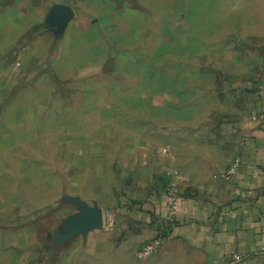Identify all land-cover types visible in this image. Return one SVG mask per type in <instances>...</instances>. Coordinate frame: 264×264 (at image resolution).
<instances>
[{
    "label": "rangeland",
    "instance_id": "1",
    "mask_svg": "<svg viewBox=\"0 0 264 264\" xmlns=\"http://www.w3.org/2000/svg\"><path fill=\"white\" fill-rule=\"evenodd\" d=\"M94 8L96 19L81 34L58 28L60 71L9 88L10 97L34 91L28 96L38 98L46 122L0 119L9 128L0 131V221L14 216L46 232L53 206L87 197L103 178L121 185V161L152 125L166 129L173 115L176 123L212 124L209 95H230L232 83L254 78L262 66L264 40L254 35L249 0H100ZM38 77L42 83L34 84ZM77 248L48 247L40 264H175L173 253L188 252L168 245L141 258L140 247L126 244L94 256Z\"/></svg>",
    "mask_w": 264,
    "mask_h": 264
},
{
    "label": "crops",
    "instance_id": "2",
    "mask_svg": "<svg viewBox=\"0 0 264 264\" xmlns=\"http://www.w3.org/2000/svg\"><path fill=\"white\" fill-rule=\"evenodd\" d=\"M98 1L0 0L4 124L18 123L21 116L29 125L38 116L45 124L44 109L36 107L38 98L28 96L34 91L10 97L9 88L31 83L43 70L53 74L64 66V32L56 39L57 6L72 8L62 30L81 34L89 20L96 19ZM249 3L255 5L258 21L254 35L264 40V0ZM253 77L232 83L230 95L225 96L223 89L209 95L204 109L206 116H212L210 125L190 126L186 117L176 123L174 115L166 129L152 125L151 134L121 161V185L103 178L87 197L53 206L50 218L43 219L50 221L46 232L44 225L33 221L15 223V217L8 215L1 219L0 264L44 263L48 247L62 252L80 247L93 256L101 247L117 249L125 244L136 251L156 237L161 226L167 237L161 248L181 245L188 251L173 253L175 264H192L190 256L200 264H264V59ZM33 83L42 81L38 77ZM8 130L0 126V131ZM165 140L166 155L161 152ZM234 163L235 172L224 176ZM170 191L172 203H168ZM80 202L99 209L101 224L71 232L66 220L79 212Z\"/></svg>",
    "mask_w": 264,
    "mask_h": 264
},
{
    "label": "water",
    "instance_id": "3",
    "mask_svg": "<svg viewBox=\"0 0 264 264\" xmlns=\"http://www.w3.org/2000/svg\"><path fill=\"white\" fill-rule=\"evenodd\" d=\"M56 11L59 18L58 27L61 28L70 17L71 9L62 4L57 6ZM66 222L71 227V232L93 229L101 224V212L95 207L92 208L80 202L79 212L68 217Z\"/></svg>",
    "mask_w": 264,
    "mask_h": 264
},
{
    "label": "built area",
    "instance_id": "4",
    "mask_svg": "<svg viewBox=\"0 0 264 264\" xmlns=\"http://www.w3.org/2000/svg\"><path fill=\"white\" fill-rule=\"evenodd\" d=\"M163 154H168V150L167 148H163L162 151H161ZM236 167H237V164L234 163L232 165H230L229 167H227L223 173L224 176H227V175H230L232 173L235 172L236 170ZM181 176H176L177 179H180ZM171 193H169V196H168V203H172L173 199H174V195H173V192L170 191ZM169 206V204H168ZM163 227V226H161ZM161 227H159L158 229V234L157 236L152 239L151 241L147 242L146 244L142 245L138 251H137V256L138 257H141V258H147L151 255H153L155 252L158 251V249L161 247L163 241L165 240L164 237H166V234H165V227L164 229H162ZM263 253H264V248L261 250Z\"/></svg>",
    "mask_w": 264,
    "mask_h": 264
},
{
    "label": "trees",
    "instance_id": "5",
    "mask_svg": "<svg viewBox=\"0 0 264 264\" xmlns=\"http://www.w3.org/2000/svg\"><path fill=\"white\" fill-rule=\"evenodd\" d=\"M131 202H132V201H131ZM165 232H166V231H165ZM164 238H165V240H166L167 237H164Z\"/></svg>",
    "mask_w": 264,
    "mask_h": 264
}]
</instances>
